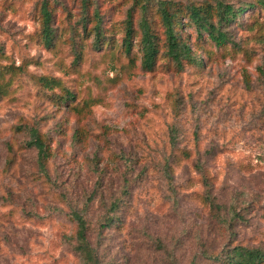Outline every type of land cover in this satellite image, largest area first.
Returning a JSON list of instances; mask_svg holds the SVG:
<instances>
[{
	"label": "rangeland",
	"instance_id": "rangeland-1",
	"mask_svg": "<svg viewBox=\"0 0 264 264\" xmlns=\"http://www.w3.org/2000/svg\"><path fill=\"white\" fill-rule=\"evenodd\" d=\"M40 1L0 0V85L9 84L0 89V264H208L203 252L264 250V6L150 0L141 10L133 0H92L82 34L79 0H56L46 48ZM159 2L180 17L190 5L244 11L221 47L184 17L201 66L178 70L166 58ZM94 8L99 40L89 32ZM142 25L159 50L150 72L141 68ZM39 77L74 98L59 101L60 88L43 90ZM32 129L49 152L47 178L26 145ZM74 213L86 222L92 263L77 250Z\"/></svg>",
	"mask_w": 264,
	"mask_h": 264
},
{
	"label": "trees",
	"instance_id": "trees-1",
	"mask_svg": "<svg viewBox=\"0 0 264 264\" xmlns=\"http://www.w3.org/2000/svg\"><path fill=\"white\" fill-rule=\"evenodd\" d=\"M150 0H133V5L138 6L139 9L145 10ZM80 18L75 22L76 30L79 33L87 34V25L90 23L88 19V10L93 5L92 0H79ZM258 4L264 6L263 0H258ZM57 5L56 0H41L39 3V18L41 23V42L46 48L53 46L55 39V29L52 28V21L55 16L54 10ZM169 5L165 3H158V11L161 23L164 27V35L166 41V58L178 70L183 68V64L192 65L196 67L201 66V59L191 50L187 40V35L182 36L185 31L184 17L187 18V23L197 34V36L206 35L208 40L215 45V47L224 46L228 41L227 35L223 29L230 23L238 18L240 13L244 10L240 9L235 11L233 7L228 4H218L214 10L209 6H194L190 5L187 8L183 17L177 16L174 12L169 10ZM216 19L217 21H214ZM94 26L90 29L96 40L100 36V16L96 8L93 9ZM135 37V32L132 27V16L129 11L125 18L124 35L121 40L123 51L127 54L130 52L131 42ZM140 51H141V68L147 72L153 70L158 59V46L156 39L148 32L145 25H142V34H140ZM98 45V42H95ZM1 53V51H0ZM75 60H80V55L75 54ZM36 82L40 88L45 91H52L60 88L61 83L58 79L39 77ZM9 84L5 86L0 85L1 88H8ZM62 95L58 98L61 102H69L74 98V94L66 90L64 87L60 88ZM0 90V94H1ZM30 140L26 144L27 147L32 148L37 153L38 170L42 176L47 178L45 168L46 161L49 157V152L44 144V141L39 136L37 130L32 129L29 133ZM119 202H112L109 205V213L117 214L119 212ZM211 205L214 204L211 202ZM105 207V206H103ZM73 220L77 225L75 232L76 242L78 243L77 250L84 255L85 261L88 263L93 262L94 254L86 241V222L84 217L78 213L73 214ZM115 223L112 218H105L103 226L110 227ZM201 258L208 262V264H264V250L259 247H245L235 245L231 248H224L215 254H208L203 252ZM194 264V263H190Z\"/></svg>",
	"mask_w": 264,
	"mask_h": 264
}]
</instances>
